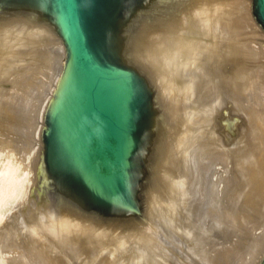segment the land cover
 Masks as SVG:
<instances>
[{
    "label": "water",
    "instance_id": "water-1",
    "mask_svg": "<svg viewBox=\"0 0 264 264\" xmlns=\"http://www.w3.org/2000/svg\"><path fill=\"white\" fill-rule=\"evenodd\" d=\"M15 160L0 264H264V0H0Z\"/></svg>",
    "mask_w": 264,
    "mask_h": 264
},
{
    "label": "rangeland",
    "instance_id": "rangeland-1",
    "mask_svg": "<svg viewBox=\"0 0 264 264\" xmlns=\"http://www.w3.org/2000/svg\"><path fill=\"white\" fill-rule=\"evenodd\" d=\"M23 170L17 160L0 162V228L23 213L31 181L30 174L20 175Z\"/></svg>",
    "mask_w": 264,
    "mask_h": 264
},
{
    "label": "bare ground",
    "instance_id": "bare-ground-1",
    "mask_svg": "<svg viewBox=\"0 0 264 264\" xmlns=\"http://www.w3.org/2000/svg\"><path fill=\"white\" fill-rule=\"evenodd\" d=\"M30 174L29 176H30V178L29 179H31V177H32V174L31 173H29L25 168H24V170L21 172V174L20 175H24V174ZM30 181V180H29ZM28 184H30V182L28 183ZM28 184H27V186H28ZM29 187V186H28ZM28 189V188H27ZM27 190L25 189V192H26ZM23 195H25V193L23 194ZM26 200V199H25ZM23 204V203H22ZM19 215V214H18ZM16 218V217H15ZM19 263V262H18Z\"/></svg>",
    "mask_w": 264,
    "mask_h": 264
}]
</instances>
